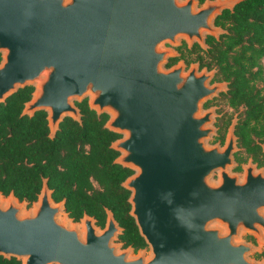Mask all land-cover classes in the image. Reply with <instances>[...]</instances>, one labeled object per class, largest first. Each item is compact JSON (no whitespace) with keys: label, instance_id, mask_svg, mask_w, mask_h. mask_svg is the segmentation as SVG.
Instances as JSON below:
<instances>
[{"label":"water","instance_id":"95a60500","mask_svg":"<svg viewBox=\"0 0 264 264\" xmlns=\"http://www.w3.org/2000/svg\"><path fill=\"white\" fill-rule=\"evenodd\" d=\"M240 1L0 0V103L32 86L22 115L45 111L51 138L66 117L82 122L78 102L107 114L105 127L119 135L114 162L132 171L122 183L130 215L151 250L131 255L110 209L104 226L87 213L75 221L44 178L31 204L0 191L1 256L21 264H264L250 257L259 248L240 239L247 231L264 242V170L249 162L243 176L232 171L235 121L224 145L209 143L217 113L204 105L228 82H211L216 70L200 62L168 66L181 38L206 48L207 35L224 33L215 19Z\"/></svg>","mask_w":264,"mask_h":264},{"label":"trees","instance_id":"16d2710c","mask_svg":"<svg viewBox=\"0 0 264 264\" xmlns=\"http://www.w3.org/2000/svg\"><path fill=\"white\" fill-rule=\"evenodd\" d=\"M215 24L225 32L209 35L205 49L184 46L180 58L191 62L196 54L201 67L216 70L215 80L229 82L221 99L236 110L243 108L237 127L240 145L258 155V141H264V0H242L224 9ZM180 58H171L168 66ZM32 91V86L21 88L0 103V191L5 196L13 191L31 204L47 178L54 200L65 199L75 221L87 213L104 226L110 209L123 227L119 240L124 246L136 251L147 247L130 215V191L122 186L132 171L114 162L119 152L111 144L119 135L105 127L108 115H98L85 99L77 103L82 122L66 117L51 138L45 111L22 115ZM0 264L21 261L0 255Z\"/></svg>","mask_w":264,"mask_h":264},{"label":"rangeland","instance_id":"374dc122","mask_svg":"<svg viewBox=\"0 0 264 264\" xmlns=\"http://www.w3.org/2000/svg\"><path fill=\"white\" fill-rule=\"evenodd\" d=\"M180 40H181V43L183 41H186L184 38H181ZM168 45L169 44H167L166 46H168ZM180 56L181 55L179 54L178 58H180ZM195 57H196V54H194L191 57L192 62H195ZM179 60H184V58H180ZM217 103L220 106L222 112H224L230 116H232L233 114H234V116H237L238 112L235 109H232L231 107H229L224 99L218 100ZM213 125L217 128V131H218V125L219 124L216 122V120L214 121ZM227 128H228V125L225 127V131H224V129H223V131L226 132ZM221 142H222V138L218 132H216V134H214L209 140V143H211V144H215V143L222 144ZM237 150H238L237 152H239V154H238L239 162L238 163L236 162L235 166L232 168V171L233 172H240L241 176H243L244 172L242 171L241 166L247 165L249 162H252L255 165H257V164H259L258 161H260V160L257 158L253 159L252 154L248 153L244 148H241L239 145H238ZM238 167H240V169H238ZM214 177H215V179H217V174H215ZM4 198H7V197H4ZM29 207L30 206H28V205L26 206V208H29ZM240 235H241V237H240L241 240L251 242L252 244L256 245L259 248V250L251 253L250 257L252 259H256L259 261H264V242L259 241L258 237L255 234L249 233L247 231H242ZM115 242H119V241L116 240ZM122 248H124V247L122 246ZM140 253H144L146 256H149L151 254L150 247L147 246V247L139 249L137 251L134 249L131 250V255H133V256L138 255Z\"/></svg>","mask_w":264,"mask_h":264},{"label":"flooded vegetation","instance_id":"af4514ba","mask_svg":"<svg viewBox=\"0 0 264 264\" xmlns=\"http://www.w3.org/2000/svg\"><path fill=\"white\" fill-rule=\"evenodd\" d=\"M201 3H202V2H201ZM217 26H218V25H217ZM220 27H221V26H220ZM221 28L223 29V27H221ZM208 36H209V35L206 36V39H207ZM184 46H186V48L189 49V50H191V49H193V50H198L199 48H201V49H205V48H203L198 42H195V43L190 47L186 41H183L182 44H181L180 46L177 47V50H178V52H179L180 55H181L180 49L183 48ZM177 57H178V56H177ZM184 60H185V59H184ZM185 62L187 63V67H188L191 63H193L192 61H191V62H187L186 60H185ZM195 62H199V61L195 60ZM201 68H202V67H201ZM215 75H216V73H215ZM215 81H218V80H215V76H214V78H213V80H212L211 82H215ZM223 81H225V80H223ZM227 82H228V81H227ZM228 86H229V82H228ZM227 90H228V89H227ZM222 93H223V92H220L218 96H216V97H214V98L208 100V101L205 103V105H204L205 108H209V107H215V108H216V113H217V116H216V122L219 124V125H218V131H217V132L219 133V135H220L221 138H222V142H221L222 144H221V145H224V143L226 142L229 127H230V126L232 125V123H234V121H235L234 132H235V135H236V137H237V147H238V145H239L241 148H244L248 153H250V152L247 150L246 147L240 145V138H239V135L237 134V127H238V124L241 123L240 111H241L243 108L241 107L240 109L236 110L234 107H232V106H230V105L228 104L229 107H231L232 109H235V110L238 112L237 116H234V114H233L232 116H230V115H228V114L222 112L220 106H219L218 103H217V101L221 99ZM235 119H236V120H235ZM221 124H222L223 126L225 125V127L228 125V128H227V131H226V132H224V131H225V127L222 128V127H221ZM223 129H224V131H223ZM258 144H259V147H260V148H259L260 151H259L258 155H255L254 153H250V154H252L253 159H256V158H257V159L260 160V161H258L259 164L256 165L257 169H261V168H263V170H264V141H258ZM237 151H238V150H237ZM237 151L234 153V157H235V161L238 163V162H239V160H238V154H239V152H237ZM253 164H254V163H253ZM243 166H244V165H243ZM243 166H241V169H242V171L244 172V168H243ZM238 169H240V167H238ZM239 173H240V172H239Z\"/></svg>","mask_w":264,"mask_h":264}]
</instances>
